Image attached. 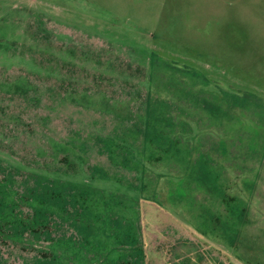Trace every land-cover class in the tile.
Listing matches in <instances>:
<instances>
[{"label": "rangeland", "instance_id": "1", "mask_svg": "<svg viewBox=\"0 0 264 264\" xmlns=\"http://www.w3.org/2000/svg\"><path fill=\"white\" fill-rule=\"evenodd\" d=\"M0 161L136 198L142 245L0 171V264H264V0H0Z\"/></svg>", "mask_w": 264, "mask_h": 264}, {"label": "trees", "instance_id": "2", "mask_svg": "<svg viewBox=\"0 0 264 264\" xmlns=\"http://www.w3.org/2000/svg\"><path fill=\"white\" fill-rule=\"evenodd\" d=\"M19 87V91L21 92L25 91V89L27 91H31L29 85L27 87H22L19 85ZM39 96L40 93L38 95H33L34 98H38ZM47 143L51 144V150L53 151L51 156L54 161L57 160L58 154H65L67 152V143L60 142L55 139L52 140V138L50 139V142ZM64 162L66 163L67 161ZM0 171L5 172L3 177L6 182L12 180L14 177L20 178V180L25 184L27 192H32L31 199L28 201L36 203L35 206L38 208H41V206L47 207L50 204V213L56 212L58 214H63L67 210L65 209V203L68 200L73 201L75 205H79L81 211L83 212H81V216L76 215V217L79 218L76 219V222L83 224L85 230L89 229L90 234L92 233L94 236L97 234L96 232L99 225V210H101L99 206H108V211L110 214L117 216V221L119 224V242H121V244L118 242L114 246L118 251L121 250L119 248L121 247L120 245L123 247L128 246L126 247L128 254H141L142 245L140 243L139 226L136 218L130 215L134 209V204L131 200H136V198H129L128 200L130 201H128V203L120 202L119 204H121V206H119L118 203H113L115 199L120 200L116 196L113 197V192L99 188L92 184H88L85 181H81L79 179L75 181L69 180L65 177L64 170L60 171L55 167L50 170L49 174H46L41 171H25L20 167H16L8 163L2 165L0 161ZM3 189L4 185L0 183V209H2L4 213L2 215L0 213V221L1 217L5 215V218L2 219L4 221H1L0 225L2 227L4 224L8 225L14 223V226H17V220L19 219V216L15 217L12 212L13 210H11L12 207L7 205V203L12 202L14 197L13 193H8L7 191L3 192ZM110 206H113V208L110 209ZM233 212L235 213L237 221L239 217H244L245 209L243 207H238L235 208ZM214 222L219 223L220 221L218 222V219H216ZM104 224H109L108 217L104 219ZM227 229L228 231H226ZM227 229L225 230V226H223L220 228L219 233L228 239L226 242L232 241V243H236L238 245L243 237L241 235L242 232H240L238 236L236 235L238 232V226ZM31 230L36 233V230L33 228ZM101 234L105 238L109 239L110 237V235H105L102 232ZM122 234H126L125 237L128 240H124Z\"/></svg>", "mask_w": 264, "mask_h": 264}]
</instances>
